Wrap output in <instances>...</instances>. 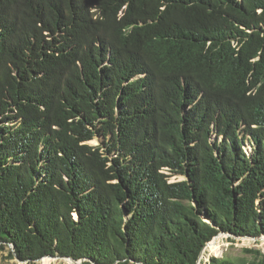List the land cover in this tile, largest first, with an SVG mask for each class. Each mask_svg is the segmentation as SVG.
Listing matches in <instances>:
<instances>
[{
	"label": "trees",
	"instance_id": "obj_1",
	"mask_svg": "<svg viewBox=\"0 0 264 264\" xmlns=\"http://www.w3.org/2000/svg\"><path fill=\"white\" fill-rule=\"evenodd\" d=\"M221 232L264 236V0H0V253L197 264Z\"/></svg>",
	"mask_w": 264,
	"mask_h": 264
},
{
	"label": "rangeland",
	"instance_id": "obj_2",
	"mask_svg": "<svg viewBox=\"0 0 264 264\" xmlns=\"http://www.w3.org/2000/svg\"><path fill=\"white\" fill-rule=\"evenodd\" d=\"M91 144L94 145H99L100 144V140L94 139ZM248 148V146H247ZM177 177H173L171 180L175 181ZM219 242L222 245V253L220 254V256L217 255H212L209 252L205 251L204 255H207L205 258L201 259V263L200 264H207L210 261L211 257H226V256H231V257H237V256H243V249L246 248H255V249H261L264 251V241H260L259 244L256 241H253L252 239H242V238H238V239H234L233 242H229L227 237H222V238H218ZM11 249V248H10ZM42 261V260H41ZM41 261H38L37 264H41ZM0 264H28L26 262L17 260V259H11L9 257V248H7L5 251L0 253ZM51 264H68L67 261H65V259H53V261H51Z\"/></svg>",
	"mask_w": 264,
	"mask_h": 264
},
{
	"label": "water",
	"instance_id": "obj_3",
	"mask_svg": "<svg viewBox=\"0 0 264 264\" xmlns=\"http://www.w3.org/2000/svg\"><path fill=\"white\" fill-rule=\"evenodd\" d=\"M222 237H227V238H233V239H238L237 237H235V236H232L231 234H229V233H225V232H221L219 235H217L212 241H214V240H217L218 238H222ZM242 239H248V238H250V239H252L253 241H256V242H262V241H264V236H262V237H260V238H255V237H248V236H245V237H241ZM211 241V242H212ZM210 242V243H211ZM210 243H208L207 245H206V247L208 246V245H210ZM11 247V249H12V251H14V248H13V246L12 245H10ZM206 247L204 248V250L206 249ZM204 250H203V252L201 253V255H200V259H199V261H198V263L197 264H200L201 263V259H202V256H203V253H204ZM217 257V256H216ZM45 258H50V259H66V260H71L72 262H74L75 264H83L86 260L85 259H82V260H80V261H76V260H74V259H72V258H70V257H60V256H55V257H53V256H48V257H45ZM17 260H19L18 258H16ZM44 259V258H43ZM43 259H41V260H43ZM40 260V261H41ZM21 261V260H20ZM27 263V262H26Z\"/></svg>",
	"mask_w": 264,
	"mask_h": 264
},
{
	"label": "bare ground",
	"instance_id": "obj_4",
	"mask_svg": "<svg viewBox=\"0 0 264 264\" xmlns=\"http://www.w3.org/2000/svg\"><path fill=\"white\" fill-rule=\"evenodd\" d=\"M108 6V5H107ZM207 251L209 252L210 254H214V255H217V256H220V254L222 253L223 249H222V245L221 243L219 242V240H214L210 243V245H208L206 247V249L204 250V252ZM204 255V253H203ZM204 256H202L203 258ZM55 260V259H54ZM51 261H53V259H50V258H44L42 261H41V264H51ZM65 261L68 262V264H72L69 260H66Z\"/></svg>",
	"mask_w": 264,
	"mask_h": 264
}]
</instances>
